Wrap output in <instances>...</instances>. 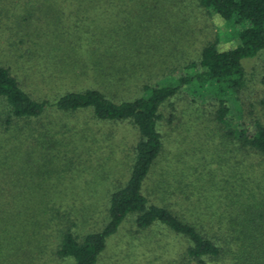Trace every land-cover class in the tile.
<instances>
[{
    "label": "trees",
    "instance_id": "1",
    "mask_svg": "<svg viewBox=\"0 0 264 264\" xmlns=\"http://www.w3.org/2000/svg\"><path fill=\"white\" fill-rule=\"evenodd\" d=\"M179 2L0 0V264H98L127 221L136 232L165 227L179 246L171 255L154 245L143 264H264V95L245 96L243 65L264 55V0H197L202 11L240 27L237 45L221 50L219 38L209 40L198 61L170 73L141 76L115 64V38L101 46L113 19L128 24L129 15L113 7ZM55 7L57 16L45 12ZM186 90L214 99L208 114L220 138L208 161L198 150L196 160L168 158L174 150L163 130L166 108L173 109L171 123L172 101ZM118 127L136 133L130 175L102 209L85 217L80 208L92 197L17 188L19 148L43 150L32 155L43 165L96 166L114 159ZM215 168L227 170L204 187Z\"/></svg>",
    "mask_w": 264,
    "mask_h": 264
},
{
    "label": "rangeland",
    "instance_id": "2",
    "mask_svg": "<svg viewBox=\"0 0 264 264\" xmlns=\"http://www.w3.org/2000/svg\"><path fill=\"white\" fill-rule=\"evenodd\" d=\"M113 8L119 11L120 15H129L128 24H123L124 21L122 22L121 18L113 19L114 28L111 27L105 31L110 34L102 33L105 42L101 46H108L111 42L109 38H115L116 50L113 54L115 64L119 65L124 62L127 69L134 70V72L141 71V76L170 73L173 68H180L183 61H198L197 55H199L201 46L215 38L221 40L219 44L221 50H228L237 45L234 34L240 30V27L226 22L217 15H209L202 11L197 7V0H184L183 5L180 2L159 6H142L136 3ZM59 10L55 7L48 8L45 12L57 16ZM51 19L53 24L58 21L55 17ZM50 37L45 41L50 42L52 35ZM247 63L243 61L250 82L245 96L249 95L254 99L262 97L264 95V84L262 83L264 81V55L246 66ZM110 90L113 89L110 88ZM136 91L133 89L134 95ZM190 94V91L186 90L172 101L175 103L177 116L173 117L171 123L168 121L173 109L170 106L166 108L163 130L165 137L168 134V148L174 150V157L168 154V158L178 159L184 156L187 160H196L199 158L196 155V150H198L203 156L201 161L205 159L208 161L209 157L212 159V155L217 153L216 145L220 138L211 114H208L214 109V99L210 95H206L204 100L197 99ZM245 96H242L243 102L246 100ZM205 104L210 106L202 107ZM115 133L116 136L114 135L115 138L112 141L114 153L110 154L114 159L106 160L109 162H99L96 166L85 163L84 167L69 168L61 164L55 165L57 163L53 162L54 160L48 161L50 166L43 165L32 159L34 154L36 158L40 157L42 155L40 152L43 150L39 149L37 153H32L27 148H19L18 151L16 150L19 157L13 167L18 175L17 180L19 179L17 188L22 192L28 189L38 196L60 194L64 197H92L90 202L92 207L80 208L85 217L91 210L95 212L97 208L102 209L109 192L115 190L119 183L126 182L130 175L126 177L132 163L129 148L136 133L131 127H118ZM93 151L98 150L94 148ZM200 165L202 171L206 173L207 170L204 169L206 164L200 162ZM215 169L204 177L202 182L204 187H212L217 178L225 174L227 170ZM1 177L4 179V176ZM66 177L67 180H65ZM3 179H1L2 182ZM127 222L115 236L109 239L107 249L101 255L98 264H143L144 258H148L152 253L154 245H157L154 246L157 252L159 247L162 248V254L168 251L172 255L173 251H178V244L169 242L171 234L165 227L156 225L147 231L136 232L133 223Z\"/></svg>",
    "mask_w": 264,
    "mask_h": 264
}]
</instances>
